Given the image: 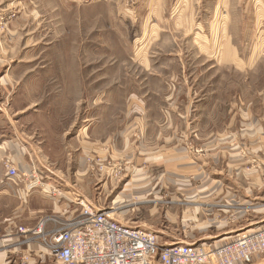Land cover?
Masks as SVG:
<instances>
[{
  "label": "rangeland",
  "instance_id": "obj_1",
  "mask_svg": "<svg viewBox=\"0 0 264 264\" xmlns=\"http://www.w3.org/2000/svg\"><path fill=\"white\" fill-rule=\"evenodd\" d=\"M230 40L244 59L254 50L249 63L230 43L224 49ZM0 155H13L0 163L3 182L6 162L23 173L37 168L32 192L73 209L82 201L108 208L165 244L236 229L238 215L264 217V198H254L264 197V186L229 196L217 207L225 217H215L202 195L223 193L172 184L232 185L233 175L173 177L163 173L165 159H155L257 155L245 167L264 168V0H0ZM80 155L88 175H45ZM19 183L16 190L29 193ZM81 183L87 189L79 191ZM24 200L18 193L19 209ZM0 206L2 222L14 205L3 197ZM8 225L0 224V252ZM15 237L18 248L45 247ZM27 253L19 264L35 262ZM6 257L0 264L15 263Z\"/></svg>",
  "mask_w": 264,
  "mask_h": 264
},
{
  "label": "built area",
  "instance_id": "obj_2",
  "mask_svg": "<svg viewBox=\"0 0 264 264\" xmlns=\"http://www.w3.org/2000/svg\"><path fill=\"white\" fill-rule=\"evenodd\" d=\"M5 168L9 179L27 183L28 192L40 185L34 167L23 173L6 162ZM78 206L70 218L49 215L32 229L20 227L19 233L29 242L42 239L58 264H252L264 255V228L240 233L220 247L164 246L154 233L121 224L106 210L85 201Z\"/></svg>",
  "mask_w": 264,
  "mask_h": 264
},
{
  "label": "crops",
  "instance_id": "obj_3",
  "mask_svg": "<svg viewBox=\"0 0 264 264\" xmlns=\"http://www.w3.org/2000/svg\"><path fill=\"white\" fill-rule=\"evenodd\" d=\"M228 43H230L231 47L235 49L238 59H240L243 63L250 62V58L253 56L254 50H252L247 55V58L244 59L243 57H241L240 47L234 44L233 41L230 40L229 42H227L225 44L224 49L226 48ZM222 59H223L224 64L233 65L232 63H226L224 56L222 57ZM82 156L83 155H80L77 157V160L73 164V167L68 162H64V163H67L64 165H60L59 163V166L61 167L56 168L57 169L56 171H54L53 169L57 166L49 165V167L48 166L45 167V175H50V174H53V175L55 174L57 175L72 174L73 175L74 174L76 176L77 175H81V176L88 175L87 165H85V158ZM11 157H13V155H0V163L3 159H9ZM93 157L96 158L97 155H94ZM127 157H130V156H127ZM162 158L165 159V161H163ZM256 158H257V155H158L155 157L157 164L158 162L163 161L164 163L168 165V167H166L163 173L169 176H173V177L178 176V177H182V178L184 177L187 179L189 177L207 175V176H213V177L216 176L217 179L215 180L221 181V180H225L221 177V175L224 176V178L226 175H229V174L233 175L236 183L232 182V185L229 183H225V184L219 183L217 185L216 184L210 185V184L189 183L185 185V188L183 189L182 186H179L176 181L174 184H172L173 186L177 188L176 191L178 190L189 191V190L196 189L198 191H201L202 193L213 192V191H218V192L223 193V196H220L219 195L220 193L217 196L211 195L209 197L208 195H202L203 197H207L208 206L209 204L214 205V207L212 206L211 207L214 208L212 210H214L213 214L215 217H218V216L225 217L226 214L223 215L222 213H220V212H223L224 210L217 208V207H220L218 206V203H221L223 201L226 202L228 200L231 201L228 198L229 196H236L237 194L241 195L242 193H245V194L248 193L249 195L255 194L256 189L258 192L259 190H261L262 186H264V168H261L258 170L257 167L252 166L251 163H249L250 164L249 168L245 167V164H247V160L250 161ZM138 160L142 161V159L140 158H138ZM148 160L150 161L151 158L150 157L148 159L146 158L143 160V162L148 163ZM28 167L30 168L29 169L30 171L32 168L30 166ZM150 167H152V169L159 168V167H155L152 165ZM35 169L37 170V168ZM38 173L40 175V172ZM4 176L6 178V182L5 181L3 182V179H0V199L3 197H6L10 201H13L14 208H13V211H11L8 219H5L1 222V216H0V224L5 223V222L9 223L7 228L3 230L2 232L5 234V237H7L6 241L8 245H6L7 248H5L2 252H0V260L4 262L7 260L6 256H9L10 259H13V256H14V259H15L14 264H19L18 256L21 254V252L23 253L25 252L27 255H29L27 252H30L31 253L30 256L34 258L32 260L35 262L26 263V264H48V263H45V261H49L50 262L49 264H52L53 262H55V260H54V257L51 251L46 246L45 247L38 246L37 244L36 246L33 243H29V245H27L26 248L21 249V248H18L17 243L14 241L16 238L15 236L21 237L24 239L26 238V236L20 235L19 233L20 227L32 229L37 225V223L41 219L49 215H55V216L59 215L64 218H70L74 215V213L78 209H73L74 206L71 205V203L60 202V201H56L55 199H51L49 196L44 195L42 192H32L31 191L29 193H26L24 189L23 190L20 189L17 191L15 186L20 184L19 183L20 180L16 179L13 181L9 179L7 177V172L5 173ZM91 178H90V181L92 180ZM81 184L83 185L81 186ZM81 184L79 187L80 189L79 191H82L85 188L87 189L85 183H81ZM182 184H185V183H182ZM103 188H104L103 185H98V183H96L95 191L97 194H99V192L102 193ZM90 192H92L91 183H90ZM232 192L235 194H232ZM18 193H20V195L21 193H23V195L25 194V200L23 202V205L20 207V209L18 207L19 206L18 205ZM45 194H46V191H45ZM258 195H259V192L256 193L254 198L255 199L264 198ZM261 196H264V195H261ZM171 200H173V198ZM170 206H174V205H170ZM193 206L192 208H194ZM201 206L203 205H195V208H201ZM225 207H226L225 205L222 206V208H225ZM100 208L103 210H106L107 213H109L111 217H113L116 221H118L121 224L130 226L133 228H141L140 226L135 225L137 224V222H131V221H126L124 219H121L120 215L113 212V210H110L108 208H102L101 206ZM0 209H1V206H0ZM203 210L204 212H208L209 208L204 207ZM200 216L201 218H203L206 216V214H200ZM238 216H239V226L236 229H239L242 226L243 228L253 227V228H250L252 229L250 231H254L257 229H261V226L259 227H256V226H258V224L261 225V223L264 222V217L258 218L257 215L248 216L249 218L247 219H242L241 215H238ZM17 219H20V224L16 222ZM13 223H14V226L12 228ZM51 228H52L51 225H47L45 230L49 231ZM212 228H215L216 231L219 230L217 229L218 227L216 226L215 227L212 226ZM236 229H233L232 227L223 233H218L216 236H212L211 234H209V237L194 238L192 243H183V242H180V243L193 245V246L203 245V244L220 246L226 242H229V240L235 238L236 235L231 234V232H234ZM156 236L161 245L168 246V245L173 244V242H171L170 244L162 243L160 237L158 235ZM209 238H214V239L207 240ZM194 244H197V245H194ZM34 256H37V258H35ZM252 264H264V255L256 257Z\"/></svg>",
  "mask_w": 264,
  "mask_h": 264
}]
</instances>
